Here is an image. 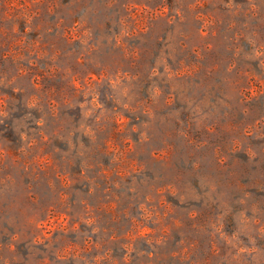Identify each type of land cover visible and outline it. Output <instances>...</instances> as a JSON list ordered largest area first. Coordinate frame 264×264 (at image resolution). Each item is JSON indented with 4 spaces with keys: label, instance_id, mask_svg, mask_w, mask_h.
Returning a JSON list of instances; mask_svg holds the SVG:
<instances>
[{
    "label": "rangeland",
    "instance_id": "obj_1",
    "mask_svg": "<svg viewBox=\"0 0 264 264\" xmlns=\"http://www.w3.org/2000/svg\"><path fill=\"white\" fill-rule=\"evenodd\" d=\"M0 264H264V0H0Z\"/></svg>",
    "mask_w": 264,
    "mask_h": 264
}]
</instances>
